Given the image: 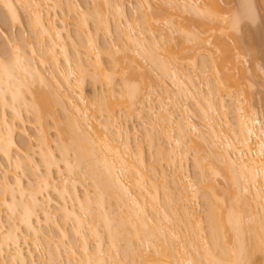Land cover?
Wrapping results in <instances>:
<instances>
[{
  "label": "bare ground",
  "instance_id": "6f19581e",
  "mask_svg": "<svg viewBox=\"0 0 264 264\" xmlns=\"http://www.w3.org/2000/svg\"><path fill=\"white\" fill-rule=\"evenodd\" d=\"M98 1L89 12L78 0H0L9 24L22 25L25 11L30 30L9 37L0 27L8 46L0 49V167L8 166L0 174V264H250L264 256V123L235 90L236 52L219 37L215 48L229 74L212 60L207 67L196 58L204 39L177 19L187 12L227 28L237 27L239 15L225 17L216 0H135L140 18L120 0ZM70 12L84 50L74 43V54L65 41ZM162 22L168 29L156 31ZM177 30L184 45L198 44L196 54L177 45L193 52L185 68L171 44ZM136 57L159 75L156 83L132 78ZM86 76L101 86L91 100ZM22 111L32 115L33 134ZM131 113L137 123L130 127ZM191 145L196 182L183 173ZM155 161L172 165L174 175ZM217 178L227 184L218 187ZM198 192L205 227L193 207Z\"/></svg>",
  "mask_w": 264,
  "mask_h": 264
},
{
  "label": "rangeland",
  "instance_id": "374dc122",
  "mask_svg": "<svg viewBox=\"0 0 264 264\" xmlns=\"http://www.w3.org/2000/svg\"><path fill=\"white\" fill-rule=\"evenodd\" d=\"M95 1H97V0H95ZM101 1L102 0H100V2ZM205 1H207V0H205ZM245 1H246L247 5H248L247 10H246L245 5H244ZM78 2L84 8L86 7L85 9L88 8L89 12L92 10L91 7H94L93 5L99 6L96 2H95L96 4L94 2H92V0H78ZM100 2L98 1V3H100ZM121 2L123 3L124 9L126 10V12H127V14L129 16H135V17H140L141 18L140 12H139V8L140 7L138 6L140 4H137V2L135 0H120V3ZM216 2L219 5V7L222 9L223 13L226 14L225 17L231 16L233 14L237 15V16L239 15L238 16V18H239L238 21L239 22L237 23V27H227V28L225 27L224 28L223 25L226 26V24H224L221 21H218L216 19L215 20L213 19L212 21L211 20L208 21L203 16H202L203 18H201L199 15H198L199 16L198 17L197 15H193L192 16L191 14H189L187 12H181V13L179 12L180 16L177 19H179L178 21H180L179 24L181 25V27H183L186 30L194 31L196 33L199 32L198 34H199V36L202 39L206 40L207 37H209V40H210L209 41L207 39L209 43L205 42L204 40L203 41L201 40V42H203V43H201V42L198 43V41H197V43L199 45L196 44V46L198 45L197 47H199L198 49L200 50V51L197 52V54L194 51V49H192V48L196 47L195 46V42H190V43L187 42V44H189L188 47L191 48L192 51L195 52L196 58H200L202 60L205 58L204 60H206L205 62H207L206 63L207 67H208L209 63L212 65L211 62L214 61L216 63V65H218V66H220L222 64L223 73H227L226 70L224 71V69L231 68L230 67L231 64L228 63L229 65H227V63H225L227 65V68H226L225 67L226 65L223 64L225 60H224V57L222 56V53L220 55V52H222V51H219L220 49L218 47H217V49L215 48L216 39H219V37H220L221 39L225 40L224 42L230 46L229 49L230 50L231 49L234 50V52L230 51V53L234 54L236 52V54H234V55H236L237 58L234 57V56H232V58L234 57L233 58L234 60H235V58H236V60H238V62L234 61L236 66H237V68L232 71V73L235 71L233 75L234 76L236 75V79L238 80V83H237V86L235 87L236 88L235 90L243 92V95L246 96L247 99H248L247 102L244 103V105H246V106L247 105H251L254 108L255 112L260 117V119L264 123V0H216ZM54 11L57 14L56 18L57 17H61L62 12L60 11V9L58 7H56L54 9ZM26 15H27L26 12L22 11L21 12V16H22V19H23L22 20L23 24L20 25V26H17V25L16 26H12V25L9 24V22H8L5 14H4L3 8L0 6V27H1V29L9 37L17 36V35H19L21 33H23L24 35H28L30 33V30H29V27H28V24H27V16ZM66 15H67V25H66L67 26V28H66L67 30L66 31L68 32V35H70V38L67 37V32L64 31L65 32V41H66L67 47H68V49H69V51L71 53L72 51L74 52V50H73L74 49V43H76L75 44L76 47H77V44L79 43L78 42L79 39L77 40V38H78V36H77L78 27L75 24L76 23V17L73 15V12L67 13ZM110 19H112V18H110ZM138 20H141V19H138ZM57 21H58V19H57ZM87 22H88L89 26H91V28H92V26L94 27V25H95L94 20H92L91 18H87ZM92 22H94V24ZM162 23L161 24L158 23L159 25L157 26V28L159 30L156 28L157 29L156 31H160V27H161V30L166 31L167 26L163 23L165 25L164 26ZM163 26H164V28H163ZM112 27H114L113 23H112ZM211 27H213L214 29L211 28ZM98 31H99L98 34L100 36V33H101L100 29ZM102 34H103V31H102ZM173 36L175 37V41H173L171 44H172V46H174L173 47L174 50H175L176 47L178 48V46H177L178 44L183 43V44H180V45H184V43H186V40L184 39L183 35L178 30L176 32L174 31V35ZM216 36H217V38H216ZM114 37H116V36H114ZM99 40H100L99 41L100 44L101 43L103 44V46L101 48L102 49L101 50L102 53H101L100 56L102 58V61H104V63L106 64V66H109L111 64V62L109 61L110 58H108V53L106 52L108 48H106V50H105V48H103L104 45L106 44V42L108 43V39H106L104 36L103 37L100 36ZM6 44L7 43H5L3 41V38L0 35V49H1L2 46H3V48L4 47L8 48V46ZM213 44H215V45H213ZM78 45H79L78 48H80L81 51H84L83 50V46L80 45V43ZM186 45H184V46H186ZM106 46H107V44H106ZM200 47H201V49H200ZM177 48L175 50V52H177V55H174V56L177 58L178 63H180L179 65L181 67L183 66V68H185L186 66H184V65H186L188 63L187 62L188 60L186 59V57L189 54H192L193 52H189L191 49L188 48L189 51L184 49V51H186V52L183 53L182 52L183 50L180 51ZM198 49H196V50H198ZM210 52H211V54H210ZM202 53L205 56L203 55L204 57L201 56L202 57L201 58L200 55H202ZM71 54H74V53H71ZM162 54L166 55L164 52ZM179 55H180V57H181V55H183L182 58H180ZM184 55H186V56H184ZM197 55H199V56H197ZM118 56L120 58H122L120 63L122 65H124L125 61L123 59V55L119 54ZM208 56L211 57L210 60H209ZM213 56L214 57L216 56V58H214ZM239 56H240V58H239ZM136 58L139 59L138 60V62H139L138 64H140L139 65V69L136 66L137 63L136 64L135 63H133V64L130 63L131 64L130 65V64H128L126 62L128 65H130L129 66L130 69L129 68L128 69L134 71L133 73L131 71L132 78H134V80H136V81H139L140 77L145 76V78H146L145 82H148V83L151 82L152 84L156 83L158 81L157 76L159 77V75L158 74L155 75L154 71H151V68L149 67V64L147 62L142 61V59L140 60V58H138V57H136ZM172 58L168 59L167 61L168 62H172L173 61ZM178 58H180V59H178ZM220 59H222L224 61L221 63L222 60L220 61ZM122 60H123V62H122ZM197 60H198L197 62H199V63L202 61V60H199V59H197ZM214 62H213V65L215 64ZM199 63H198V65H199ZM222 66H221V68H222ZM119 67L121 68V66H119ZM89 68H90V73H91V71H92L91 69L92 68L91 67H89ZM138 70H140V71L142 70L143 72L142 71L140 72ZM208 70L211 71L210 68H208ZM141 73H142V76H140ZM227 74H229V72ZM87 76L90 77L89 75H87ZM87 76H86V80H85L86 82L84 83V94H85L86 97H88L91 100L92 97L94 96L95 92L99 93V91L101 90V86H100L99 82L96 81L94 83L92 78H87ZM89 79H91V80H89ZM116 80H117V83H119V74H116ZM164 82H165V84L168 87L170 86L169 81L165 80ZM203 87H204V85H203ZM148 89L149 88H147L146 90H148ZM170 90H172V87H171ZM221 91H223V93L222 92L221 93L223 94L224 98L225 97L227 98L228 95H226V94H228V93L226 92V90H221ZM192 107H194V106H192ZM117 109L120 111L121 114L122 113L124 114V112H126L124 110V108H122L121 106L120 107H116V110ZM122 110H123V112H121ZM23 112L24 111H22V113ZM194 112H197V111L194 109ZM116 113H117V111H116ZM29 114H26L24 112L22 115H24V116L28 115V116H30L32 118V115L31 114L29 115ZM126 114H127V112H126ZM126 114H124V115H126ZM60 115H63V113L61 112ZM131 115H132V113H131ZM28 116H26V119L27 118L28 119L25 122V128H26V130L29 133L33 134V132H34L33 123H32L31 120H29L30 118ZM134 118L135 117H134V114H133L131 116V118H130L132 120H130V121L128 120L127 121V123L129 124L130 127H131V124L137 123V120L133 121ZM192 118H193V121L195 123H197V125H198L199 122H197L196 117H192ZM201 130H205V129L202 128ZM49 134H50V136L52 138L55 137V131H54V129L52 127L49 130ZM143 134L144 133H141L139 138L141 140V144H142V147H143L142 149L145 151L144 152V154L146 155L145 158H147L148 159L147 161L149 162L150 161V153H149L148 145H147V142H146V137L144 139V135L145 134L144 135ZM16 139L18 141L23 140V138L20 137V135L17 136ZM166 145H165V147H166ZM53 146L54 145H52V147ZM191 148H193L192 145H191ZM53 149H55V146L53 147ZM190 149L188 151V157H187L188 159L186 160L187 163L184 164V165H186V167H185L186 170H183V173L188 174L193 180H195V178H196V180H195V182H196L197 178H198L197 176L199 174V171L197 170V168H196V166L194 164V161H193V150H195V149L193 148L192 151ZM204 150H205V147H204ZM55 154H57V149L55 150ZM70 156H72V152L71 151L68 153V158ZM159 156H160V154H159ZM159 156L154 154V152H153L152 159H158ZM36 159H37V157H36ZM162 162L163 161H161V163L159 164L158 161H155V163H157V167L158 168L163 169L166 173L169 174V176L174 175V174H172V172L174 171L172 165H168L169 163H162ZM2 168H8L7 164L4 161H1L0 174H1ZM184 171H186V172H184ZM53 174L55 175V172H53ZM84 177H83V179H84ZM86 178L87 177H85V181H86ZM217 179L218 180H216V184L218 185V187L227 184V182H225L224 179H221V178H217ZM88 182H89V179H87L86 183H88ZM169 183H168L169 187L172 188V191H174V193L176 194L178 192L177 190H174L176 186L175 185L171 186L172 182H169ZM78 189H80L79 186H78ZM175 194L173 196H177ZM199 195H200V197H198ZM201 195H203V193L202 192H200V193L198 192L197 193V198H196V200L194 199L195 201L193 200L194 202L192 201L194 203V204L193 203L192 204H193V207L195 208L197 214L201 216L202 222H203V220L205 221V217H204L205 216L204 215L205 211H204V209H205V206H206L205 205V203H206L205 201L206 200H205V197H202ZM53 196L55 198V195H53ZM228 196L231 197V195L228 194L226 197H227V199L229 198L228 199L229 201H233L232 198H230ZM161 197H162V195H161ZM2 214H4L3 211H2ZM206 222L207 221L203 222L204 227H205V225H207ZM67 227L69 228V225H67ZM68 228H67V230H68ZM205 229L207 230V227ZM261 255L262 254H260V253H256V256H254V258L249 263L250 264H264V260L262 259L264 256L262 255V258H261Z\"/></svg>",
  "mask_w": 264,
  "mask_h": 264
}]
</instances>
